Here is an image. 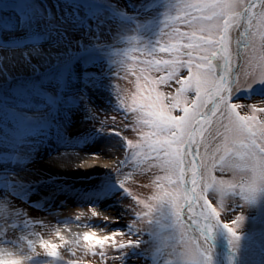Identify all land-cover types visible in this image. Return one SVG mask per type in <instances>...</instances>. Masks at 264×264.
Wrapping results in <instances>:
<instances>
[{"label":"rangeland","instance_id":"374dc122","mask_svg":"<svg viewBox=\"0 0 264 264\" xmlns=\"http://www.w3.org/2000/svg\"><path fill=\"white\" fill-rule=\"evenodd\" d=\"M185 3L0 0V252L19 256L24 264H183L187 257L180 254L198 249L206 257H199V264H264V190L251 200L241 197L239 187L252 182V173L234 155L228 157L230 167L220 164L223 127L217 118L192 145L195 160L188 155L185 161L187 179L195 167L197 187L208 185L206 198L220 213L219 221H200L201 227L206 224L205 238L186 208L180 227L169 205L153 199L164 195L159 185L171 190L163 180L167 173L154 153L130 146L141 145L151 131L139 108L142 97L155 95L147 81L166 77L163 61L172 58L167 49L186 42L176 36L190 31ZM253 11H261L258 2ZM242 32L243 22L229 33L238 84L232 99L241 105L240 115L255 114L264 122V112L252 111L264 109V83L246 62L250 50L237 54ZM182 51L187 60L188 49ZM20 62L24 74L18 75L14 68ZM188 75L181 69L180 78ZM179 87L173 79L155 90L170 98ZM56 160L71 164L63 177L43 169L42 177L33 169ZM42 178L51 179L44 189L13 195L15 180L27 185ZM86 232L121 235L114 246L108 241L89 250ZM41 240L60 245L58 258L47 256ZM129 241L132 246L120 248Z\"/></svg>","mask_w":264,"mask_h":264},{"label":"snow or ice","instance_id":"6c2138e0","mask_svg":"<svg viewBox=\"0 0 264 264\" xmlns=\"http://www.w3.org/2000/svg\"><path fill=\"white\" fill-rule=\"evenodd\" d=\"M257 2L261 6L258 13L253 11ZM183 10V19L190 31L177 32L176 36L186 42L173 44L167 49L172 53L170 60L163 61L168 75L160 80L147 81L154 86L152 91L155 95L142 97L144 102L139 108L142 123L148 125L151 131L144 135L141 145L130 146L141 148L146 154L154 153L167 173L163 180L167 181L171 190H165L161 184L159 191L164 193L163 197L153 199L169 205L175 222L180 227H183L180 220L186 208L192 224L200 229L205 238L206 224L201 227L200 221H219L220 213L206 198L208 185L205 184L203 189L197 187L200 180L195 167L191 169L190 181L187 179L189 171L185 161L188 155H192L195 160L197 152L192 151V145L199 143L197 136L203 137L207 127L214 122L213 118H217L215 122L223 127L221 135L224 155L220 157V164L230 167L232 162L228 157L234 155L252 173V182L239 187L241 197L251 200L258 191L264 190V122L258 123L255 114L240 115L237 109L241 105L233 102L232 93L238 89V84L232 72L234 57L229 35L233 28H240L243 22L241 40L237 41V54L250 50L251 55L246 62L258 70V82L264 83V0H253L252 3H246L245 0H186ZM182 49H188L187 60L184 59ZM163 50L165 49H161ZM154 63L159 65L161 62ZM181 69H187V78H180ZM173 79L180 85L174 96L169 98L155 90L156 85L166 84ZM189 93H194L195 98L191 101ZM169 99L170 104H165V100ZM136 103L134 97L133 104ZM176 110L183 115H172ZM252 111L264 112V109L253 107ZM258 140L260 143H257ZM189 183L190 189L186 187ZM224 183L219 181L220 185ZM144 207L150 208L148 204ZM241 219L242 217L235 219L233 224H239ZM223 227L234 241L239 239L234 227L227 223ZM56 235L59 239H64L59 233ZM117 235L121 233L115 232L111 236L99 238L95 232H86L83 240L89 250L96 246L102 249L108 241H113L114 246ZM39 246L47 256L58 258L60 245L41 240ZM130 246L131 241L127 245L121 244L120 248ZM180 255L187 257L183 264H199V257H205V252L201 253L197 249ZM0 264H24V260L11 252H0Z\"/></svg>","mask_w":264,"mask_h":264},{"label":"bare ground","instance_id":"6f19581e","mask_svg":"<svg viewBox=\"0 0 264 264\" xmlns=\"http://www.w3.org/2000/svg\"><path fill=\"white\" fill-rule=\"evenodd\" d=\"M23 66H24V64L20 62L17 65V67H15V68L13 67L15 69V71L17 72L18 75L24 74V73H20L21 71H23ZM47 163H49L50 165H47V166H44V167L42 166L41 168H39L40 170L39 169L37 170L36 167H33V169L34 170L36 169L35 170L36 173L39 172V175H41L42 177H43V173L44 172H49L50 171L51 175H54L53 178H55V177H63L64 176V173L63 172H65V170L69 169V166H71V164L69 162H63V161H57V160L54 161V162H52V163L51 162H47ZM53 168L56 170V174H52L53 173V171H52ZM42 169H43L44 172L41 171ZM49 181H51V179L42 178L40 180H37L36 179L34 181H30V183H29V184H31L33 182H36V184H32V185H29V184L26 185L25 184L24 185L23 183L21 184L20 182H17L15 180V184H13V187H12V192H14L13 195L18 196V197L19 196H22L23 197L24 195H27L28 192H32V191H34V190H36L38 188L39 189H41V188L44 189L46 187V183L48 182L47 185L50 183ZM43 192L45 193L46 191L43 190ZM54 197H52L50 199L56 200V199H54ZM45 198H49V195L47 197H45ZM30 212L31 213H35V214H40V212L33 211V210L30 211Z\"/></svg>","mask_w":264,"mask_h":264},{"label":"water","instance_id":"95a60500","mask_svg":"<svg viewBox=\"0 0 264 264\" xmlns=\"http://www.w3.org/2000/svg\"><path fill=\"white\" fill-rule=\"evenodd\" d=\"M252 2H253V1H252ZM252 2H251V3H252Z\"/></svg>","mask_w":264,"mask_h":264}]
</instances>
